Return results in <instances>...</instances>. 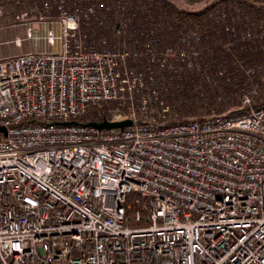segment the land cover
I'll return each mask as SVG.
<instances>
[{"label":"built area","instance_id":"2783aa9c","mask_svg":"<svg viewBox=\"0 0 264 264\" xmlns=\"http://www.w3.org/2000/svg\"><path fill=\"white\" fill-rule=\"evenodd\" d=\"M159 19L154 0H37L14 17L52 50L0 59V264H264V104L243 109L261 85L171 122L184 76L229 74L212 80L213 52L177 21L161 43ZM104 120L132 124L87 126Z\"/></svg>","mask_w":264,"mask_h":264},{"label":"trees","instance_id":"16d2710c","mask_svg":"<svg viewBox=\"0 0 264 264\" xmlns=\"http://www.w3.org/2000/svg\"><path fill=\"white\" fill-rule=\"evenodd\" d=\"M37 0H0V10L5 18L13 20L17 14L30 12ZM154 10L161 19L157 23L164 22L168 25L162 31V42H170L171 33L169 27L178 25L186 26L189 30H195L203 37L201 50L206 53L212 51L211 60L213 68L208 70L209 76L215 79L219 72L226 71L229 75L222 76L219 88L208 85L201 75L189 74L178 86L176 91L171 90L170 103L174 107V115L169 118L171 122H202L214 108L218 114H223L229 107L237 106V99L247 87L248 79L261 85V92L254 102L244 106V110L258 109L264 104V39L263 35L257 36L249 33L240 34L238 26L246 28L252 21L258 25H264V0H214L202 10L191 12L180 8L171 0H154ZM264 29V26H263ZM248 38L242 42L239 38ZM254 37V38H253ZM243 65L255 69V74L248 77L245 72L237 69L233 64L234 55ZM259 57L257 61L256 58ZM227 79H230L227 82ZM203 83V90L197 91V85ZM200 94H203L202 97ZM239 107V106H237Z\"/></svg>","mask_w":264,"mask_h":264},{"label":"rangeland","instance_id":"374dc122","mask_svg":"<svg viewBox=\"0 0 264 264\" xmlns=\"http://www.w3.org/2000/svg\"><path fill=\"white\" fill-rule=\"evenodd\" d=\"M175 3L178 4L180 8L186 9L191 12H198L205 8L208 4L214 2V0H171ZM13 20H10L8 18L4 17V14L0 10V22H5L7 25L10 27L12 26ZM1 27H5L4 25H0ZM264 25H258L255 21H252L246 28H243L244 26H238L240 29V34L249 33L251 38L252 35L257 36L258 34L263 37L264 39ZM13 27L15 28L14 31H0V54L1 55H6L7 57H12V56H18L22 54L23 51L27 50L30 47V51L33 52H44V51H51L52 49H48L46 42L44 40V37L46 35V28L39 27L38 25L36 26V39L31 38L28 39L26 36V29L24 26L20 27ZM23 28V30H20ZM245 36V35H244ZM21 38L23 41L22 46H18L16 43V38ZM254 38V37H253ZM250 37L247 39H244L243 37L239 38L240 41L242 42H247L249 41ZM42 46V47H41ZM24 47V48H22ZM29 51V52H30ZM237 53L234 56L237 57ZM6 58V57H4ZM238 58V57H237ZM256 60H259V57L256 58ZM237 106H241V102L237 99ZM237 106H231L229 107L230 111L237 110ZM215 113H218L217 110L214 108ZM228 111V110H227ZM226 111V112H227ZM212 113V112H211Z\"/></svg>","mask_w":264,"mask_h":264},{"label":"water","instance_id":"95a60500","mask_svg":"<svg viewBox=\"0 0 264 264\" xmlns=\"http://www.w3.org/2000/svg\"><path fill=\"white\" fill-rule=\"evenodd\" d=\"M70 124H79L77 122H71ZM132 124V122L130 120L127 121H121V122H109L107 120H104L100 123H96V122H91L88 123L87 126H92L95 127L99 130H103V129H113V128H124L126 126H130ZM0 131L4 132L6 134V129L3 127H0Z\"/></svg>","mask_w":264,"mask_h":264},{"label":"crops","instance_id":"0c3cea01","mask_svg":"<svg viewBox=\"0 0 264 264\" xmlns=\"http://www.w3.org/2000/svg\"><path fill=\"white\" fill-rule=\"evenodd\" d=\"M0 25H4L5 27L3 28V27H1L0 26V31H14V29L15 28H13V27H10L9 25H7V23H5V22H0ZM20 27H22V26H20ZM19 27V28H20ZM20 30H23V28H21ZM42 47V46H41ZM22 48H24V47H22ZM48 49H52V48H50V47H47ZM30 51V47L27 49V50H25V51H23L22 53H27V52H29ZM4 57H7L6 55H1L0 54V59H2V58H4Z\"/></svg>","mask_w":264,"mask_h":264}]
</instances>
